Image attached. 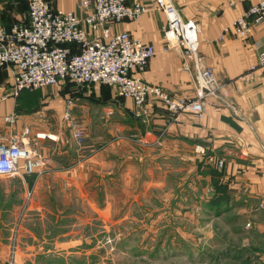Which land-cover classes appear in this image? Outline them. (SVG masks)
<instances>
[{
    "label": "rangeland",
    "instance_id": "rangeland-1",
    "mask_svg": "<svg viewBox=\"0 0 264 264\" xmlns=\"http://www.w3.org/2000/svg\"><path fill=\"white\" fill-rule=\"evenodd\" d=\"M200 65L211 69L201 59ZM212 72L221 85L214 96H225L224 84ZM107 86L70 82L66 88L48 87L44 94L36 91L44 102L38 111H46L40 115V123L49 128L44 132L57 131L59 138L32 145L47 152L42 171L0 176L4 264H262L238 246L243 205L225 197L228 188L219 179L210 186L205 180L212 163H195L190 154L173 149L158 151L164 142L172 146L166 138L145 142L141 122L135 124L106 101L122 100L116 88ZM196 96L195 89L189 97ZM205 99L201 113H174L156 100L134 105L138 116L146 114L149 102L161 104L174 117L202 115ZM64 108L87 128L81 143L71 135L72 123L60 117ZM223 164L220 159L218 166ZM263 207L260 203L251 213ZM250 229L247 222L245 230ZM230 253L233 257L226 260Z\"/></svg>",
    "mask_w": 264,
    "mask_h": 264
},
{
    "label": "crops",
    "instance_id": "crops-1",
    "mask_svg": "<svg viewBox=\"0 0 264 264\" xmlns=\"http://www.w3.org/2000/svg\"><path fill=\"white\" fill-rule=\"evenodd\" d=\"M48 1L58 9L83 15L79 0ZM135 1L147 6L148 11L134 20H123L113 27L110 24L106 27L111 33L127 31L156 48V56L148 62L144 71L136 72V77L160 85L176 97L187 94L194 96L195 70L186 67L179 48L169 46L164 36L167 25L165 14L153 9L156 0H130L129 4ZM256 3L257 0H234L232 5L226 0H174L183 20H191L198 27L201 64L216 73L227 91L225 96L221 93L208 96L202 115L183 113L174 117L161 104L149 102L143 108L146 114L138 116L140 113L131 99L116 101L107 98L106 101L117 107L130 121L137 125L141 122V127L145 128V142L153 144L160 138L173 142L172 146L164 142L158 151L166 153L168 149H173L177 153L190 154L195 163L203 160L212 163V173H206L205 177L208 185H212L215 179L213 183L217 184L219 179L220 184L225 183L228 188L226 193H229V197L224 196L229 200L234 197L233 200L243 205L240 216L244 220L237 226L242 243L238 242V246L249 249L264 264V207L251 213L260 203L264 205V66L253 68L264 50V21L253 23V33L248 38L239 37L233 30L237 19L248 13ZM28 13L29 7L24 0H0V26L7 30L16 23H28ZM249 20L254 21L253 17ZM73 49L78 52L77 47ZM13 83L12 67L0 68V95L7 96L0 103V134H20L29 129L34 147L38 140L57 141L59 133L54 130L44 132L49 128L40 123V115H45L46 111H38V105L44 103L40 102L41 98L36 92L39 90H27L14 96ZM69 84L64 82L50 88H66ZM50 88L43 89L42 94ZM66 112V108L61 110L63 120ZM71 113V123H82L72 110ZM10 116L12 122H7L6 117ZM83 126L87 137V128ZM133 127L131 124L130 128ZM44 153L47 154L46 151ZM220 159L224 160L221 168L218 166ZM231 189H235L233 194L230 193ZM247 222L251 223V229L246 231ZM3 256L4 253L0 251V257ZM230 257H233L232 253L224 258L229 260ZM0 261V264L5 262L3 258Z\"/></svg>",
    "mask_w": 264,
    "mask_h": 264
},
{
    "label": "built area",
    "instance_id": "built-area-1",
    "mask_svg": "<svg viewBox=\"0 0 264 264\" xmlns=\"http://www.w3.org/2000/svg\"><path fill=\"white\" fill-rule=\"evenodd\" d=\"M24 1L29 7L28 23H16L10 30L0 26V68L14 70V96L69 81L104 84L116 88L118 96L131 99L139 107L156 100L174 113H201L204 99L221 88L212 70L200 65L198 27L191 20H183L174 0H156L153 9L165 14L164 36L170 47L181 50L187 68L194 59L198 81L195 98L172 96L162 86L137 78L136 72L144 71L156 56V48L127 31L110 33L106 27L112 22L139 18L149 9L141 2L130 5V0H79L83 14L79 16L74 11L53 8L47 0ZM226 2L232 5L234 0ZM262 21L264 0H257L248 13L237 19L233 30L239 37L248 38L253 23ZM261 65L264 50L253 68ZM223 91L227 95L226 89ZM6 99V95H0V103ZM70 117L67 111L65 118ZM6 121L12 122V116ZM72 136L79 143L84 140L85 128L79 122H72ZM30 137L29 129L20 134H0V176L31 175L44 169L47 159L32 147Z\"/></svg>",
    "mask_w": 264,
    "mask_h": 264
}]
</instances>
